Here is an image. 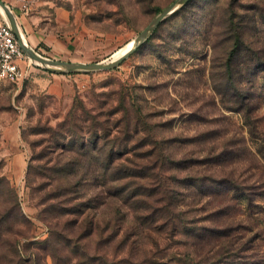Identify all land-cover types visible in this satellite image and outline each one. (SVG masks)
<instances>
[{
    "label": "rangeland",
    "instance_id": "1",
    "mask_svg": "<svg viewBox=\"0 0 264 264\" xmlns=\"http://www.w3.org/2000/svg\"><path fill=\"white\" fill-rule=\"evenodd\" d=\"M0 1L14 12H37L54 27L61 11L66 22L58 34L89 37L97 58L85 64H95L111 62L175 0H24L25 8L18 0ZM231 1L188 0L112 69L55 72L32 64L19 83L0 79V264H102L91 259L103 253L128 260L120 238L108 244L106 233L90 234L88 220L93 213L102 219V205L89 212L57 190L63 171L86 172L65 166L68 153L49 144L48 131L79 115L80 105L109 123L136 124L139 142L123 158L145 165L137 171L148 177L161 176L162 190L149 186L159 193L152 205H163L166 185L179 230L196 235L201 264H264V0L238 2L246 43L229 59L222 18L230 16ZM234 59L237 91L227 86L232 75L225 67ZM57 78L68 80L70 92H49ZM160 155L159 167L152 161ZM77 191L81 197L100 193L91 183ZM118 205L124 224L131 223L129 203ZM143 222L149 221L141 216L136 223ZM173 241L180 257L187 238ZM162 247L157 263L178 264Z\"/></svg>",
    "mask_w": 264,
    "mask_h": 264
},
{
    "label": "trees",
    "instance_id": "2",
    "mask_svg": "<svg viewBox=\"0 0 264 264\" xmlns=\"http://www.w3.org/2000/svg\"><path fill=\"white\" fill-rule=\"evenodd\" d=\"M239 1L232 0L228 12L230 16L222 18V23L225 25L224 28H226L228 34L226 45L230 49L229 59L231 56L234 57V54L235 56L236 53L239 54L246 43V28L243 27L244 20L235 15ZM186 6L185 4L180 11ZM176 14L177 12L174 15ZM233 64H236V59L233 61L229 60L226 63L225 67L228 74L233 72L231 69ZM227 82L229 83L227 86H232L236 91L241 87L238 84L239 80L234 78L233 75L228 77ZM249 105L246 103V112L249 111ZM76 110L81 113L79 115H67L55 128L49 129L50 139L48 142L52 147L62 149V153H68L65 162L66 167H81L86 172L84 175H80L73 170L63 171V175H59L57 190L62 191L63 195L72 194V197L66 200L75 202V206H81L89 212L97 208L99 204L104 207L105 211L101 215L102 219L93 213L88 220L90 234L94 235L95 232L106 233L104 240L108 244L120 238L119 246L128 247L129 250L127 252L128 260H124L126 264H142L145 263L144 258L147 257L151 258L147 262L148 264H158L156 253L160 246H163L165 250H171V258L178 264H201L195 250L196 243L194 241L196 235L194 233L190 235L186 231L179 230L178 219L176 218L175 220L176 210L172 206L173 197L166 191V185H163L165 192L163 205L160 208L152 205L155 200H158L156 197L152 199L153 195L159 193L153 190L152 194V189L149 186L153 185L156 186L155 190H162L163 181L161 176L160 178L158 175L148 177L146 173L137 171L138 169L147 170L145 165H137L135 160L128 157L123 158L133 149V147H130L131 144L139 142V139H136L139 133L136 124L131 120H128L124 125H119L118 122L109 123L107 118L101 114L104 120H100L101 116L92 115L81 105ZM113 132H115V135L112 134ZM86 137H89V141H86ZM153 148L157 150L156 147ZM158 157L159 159L155 158L152 162L158 161L160 167L162 158L161 155ZM88 183L98 187L100 193L91 197H81L77 191L78 187L82 184L83 186L88 185ZM81 198L85 199L82 200ZM139 199H142L143 203L135 205ZM150 199L151 203L149 202ZM119 202L124 205L129 203L127 209L135 216L131 223L124 224L123 217L125 215L120 213ZM130 202L133 204L130 205ZM139 212H144L145 215ZM120 214L121 217H118ZM141 216L149 222L136 223L137 220L141 219ZM163 229L165 237L161 238L162 235L160 236L159 234ZM170 232H174V238H187L183 245L189 246L186 247L183 253H179L180 257H177L178 253L174 246L177 243L169 235ZM147 240L150 243L145 245ZM162 240L165 243L161 244ZM13 250L17 254V250L14 247ZM138 257L141 259H138ZM133 259L136 260L135 262L141 261L135 263ZM91 260H99L102 264H124V262H115L108 259L104 253L99 258L96 259L95 257Z\"/></svg>",
    "mask_w": 264,
    "mask_h": 264
},
{
    "label": "crops",
    "instance_id": "3",
    "mask_svg": "<svg viewBox=\"0 0 264 264\" xmlns=\"http://www.w3.org/2000/svg\"><path fill=\"white\" fill-rule=\"evenodd\" d=\"M15 18L18 30L25 42L37 53L52 57L57 60L81 59L84 63H90L97 58L96 46L91 39H86V35L78 36L74 40L66 38L67 34H58V26H63L66 20L62 19V12L57 11V27L49 23L50 19H45L37 12L27 13L11 10ZM8 24L5 17L0 16V24ZM10 26V25H9ZM71 85L63 78L54 79L49 88V92L61 95L70 92Z\"/></svg>",
    "mask_w": 264,
    "mask_h": 264
},
{
    "label": "water",
    "instance_id": "4",
    "mask_svg": "<svg viewBox=\"0 0 264 264\" xmlns=\"http://www.w3.org/2000/svg\"><path fill=\"white\" fill-rule=\"evenodd\" d=\"M188 0H175L166 8L162 9L156 17L150 22V24L141 31V33L136 37L135 43L124 55L120 58L111 61L109 63H95V64H85V63H77V62H65V61H55L50 60L48 58H44L40 56L37 52H35L25 41H23V37L21 36L17 24L15 22V18L7 5H5L2 1H0V6L5 9L7 15L5 18L9 22V25L15 34L18 44L26 57L31 61L33 65L41 66L45 69H49L55 72H86L93 70H103V69H112L118 64H120L123 59L132 54L152 33V31L157 27V25L174 14L178 10H180Z\"/></svg>",
    "mask_w": 264,
    "mask_h": 264
},
{
    "label": "built area",
    "instance_id": "5",
    "mask_svg": "<svg viewBox=\"0 0 264 264\" xmlns=\"http://www.w3.org/2000/svg\"><path fill=\"white\" fill-rule=\"evenodd\" d=\"M18 1L23 8L26 7L24 0ZM31 65V61L20 48L11 27L6 23L0 24V79L19 83L27 77V68Z\"/></svg>",
    "mask_w": 264,
    "mask_h": 264
},
{
    "label": "bare ground",
    "instance_id": "6",
    "mask_svg": "<svg viewBox=\"0 0 264 264\" xmlns=\"http://www.w3.org/2000/svg\"><path fill=\"white\" fill-rule=\"evenodd\" d=\"M0 13L2 16H6L7 15V12L5 11V9H3L1 6H0ZM24 38V37H23ZM135 40L134 39L132 42H130L129 44H127L126 46H124L122 49H120L118 52H116L114 55H113V58H112V61L120 58L122 55H124L130 48H132V46L134 45L135 43ZM23 41H25L23 39Z\"/></svg>",
    "mask_w": 264,
    "mask_h": 264
}]
</instances>
